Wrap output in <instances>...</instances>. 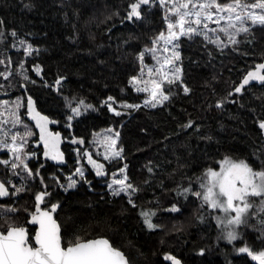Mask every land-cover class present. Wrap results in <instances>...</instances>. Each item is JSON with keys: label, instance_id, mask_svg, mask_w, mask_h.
I'll return each instance as SVG.
<instances>
[{"label": "trees", "instance_id": "obj_1", "mask_svg": "<svg viewBox=\"0 0 264 264\" xmlns=\"http://www.w3.org/2000/svg\"><path fill=\"white\" fill-rule=\"evenodd\" d=\"M128 3L129 0H0V20L4 22L0 25L4 33L0 59L11 57L10 80L15 85L8 94H16L19 89L21 78L16 73L19 62L26 59L28 75L37 81L28 85V93L36 99L41 112L59 121L54 128L67 137L74 134L76 139L82 138L87 148L94 134L107 128L119 131L118 146L124 149V159L116 161L114 165L118 167L110 170L128 164L131 182L140 189L135 197L139 207L132 208L126 197L112 198L93 172L89 176L91 189L83 186L68 194L56 192L48 180L52 195L47 200L60 205L56 219L69 235L108 239L131 264H170L163 259L168 253L183 264H253L237 249L247 243L256 252L264 251L259 231L241 228L243 239L232 244L218 239L220 230L214 216L219 213L208 215L207 208L201 209L194 196L177 198L172 189L179 183L187 185L191 178L198 190L195 177L209 166L219 170L215 161L226 155L260 166L257 157L264 151V133L255 121L264 118V87L251 86L245 95L235 97L237 103L225 101L223 109L215 108V103L256 64L264 62V30L254 29V35L247 38L250 42L242 43L238 52L226 49L221 55L213 50L211 59L199 38L184 41L180 48L183 75L192 92L184 95L173 88L176 94L162 106L122 109L126 114L116 117L100 107L101 101L114 96L118 101L142 104L145 95L128 83L131 76L139 73L135 53L150 45V38L165 28L163 9L159 7L145 11L144 19L135 24L122 21ZM116 12L118 16L113 15ZM12 31L39 49V54L25 58L23 50L13 48L18 40L10 35ZM33 64L41 65L49 84L58 76L66 77L59 93L43 86L40 77L31 71ZM3 70L4 65H0ZM8 83L0 77V84ZM74 96L96 105L98 111L77 117L69 129L65 127L68 110L64 97ZM189 120L195 122L194 127L182 129L180 125ZM209 136L211 140L206 139ZM66 152L69 165L65 168L49 164L41 154L29 164L33 168L45 164L41 173L46 177L58 175L64 183L63 177L76 168ZM146 179L150 183H145ZM39 188L38 183L34 185V192ZM34 192L16 199L17 206L31 209ZM13 200L0 201V206ZM173 204L178 205V213L165 211ZM140 208L156 212L153 223L160 225L158 229H147L139 215ZM20 214L19 222L23 223L27 213ZM199 216L204 217V222ZM251 223L255 225L257 220ZM202 249L203 256L199 255Z\"/></svg>", "mask_w": 264, "mask_h": 264}, {"label": "snow or ice", "instance_id": "obj_2", "mask_svg": "<svg viewBox=\"0 0 264 264\" xmlns=\"http://www.w3.org/2000/svg\"><path fill=\"white\" fill-rule=\"evenodd\" d=\"M154 7L163 9L165 28L150 38V45H145L142 50L135 53L139 73L131 76L128 81L137 93H146L147 98L143 105H140L118 101L116 97L108 96L101 101L100 107L106 108L116 117L126 114L121 111L122 109L139 110L142 106L151 108L162 106L176 94L173 88L177 91L182 90L184 95L192 92L184 79L182 54L179 50L184 41H195L199 38L211 59L214 58L213 50L221 55L226 49L238 52L242 43L250 42L247 38L254 35V29L264 30V0H129L122 21L135 24L144 19L145 11ZM113 15L118 16L119 12ZM3 23L0 20V25ZM10 35L18 40L25 58L32 56L33 53L39 54V49L34 48L26 40L19 39L16 31H12ZM241 36L245 39L241 40L239 38ZM3 39L4 33L0 31V43ZM12 47L16 48L17 44L14 43ZM146 58H150L153 63L148 64ZM25 63L26 59L19 62V71L16 75L21 78L19 87L27 92L28 85H35L37 81L28 75L29 70L25 68ZM0 65H4L0 77L9 81L7 85L0 84V94L8 95V89L15 86L10 80L13 76L11 57L6 60L0 59ZM31 71L40 77L44 87L53 88L58 93L63 80L66 79L58 76L49 84L44 79V70L40 64H33ZM253 82L264 87V63H258L254 70L248 71L225 97L215 103V108L223 109L225 101L237 103L235 97L245 95ZM64 102L68 110L65 113V127L69 129L77 117L88 111H98L96 105L86 102L81 97H64ZM22 108L26 109L27 116L35 121L39 129L40 143L36 144V147L43 145V157L54 161L56 165L66 163L64 153L59 148L60 134L48 129L49 124L59 121L41 115L36 110V101L31 95L27 96L26 102L19 97L14 101L0 99V154H2L0 166H3L0 199L7 197L11 201L12 197L31 192L37 183L40 185L39 190L33 193L34 203L31 209L14 205L0 207V264H130L126 254L108 239H84L79 234L69 235L67 231H62V225L54 218L60 207L59 203L46 200V197L52 195L48 180L64 191L74 188L81 181L87 184H91V181L87 180L82 165L76 167L70 175L63 177L66 183H62L58 175L46 177L42 174L41 169L45 168L43 163L36 168L30 166L29 161L37 158V153L29 148L34 133L23 119ZM255 123L264 133V118H257ZM194 124L193 120H189L180 127L188 130L192 129ZM195 130L199 131V126H196ZM119 139V131L107 128L103 133L94 134L93 143L103 148V159L111 163L124 159V149L118 146ZM206 139L211 140L212 137ZM70 143L83 145L85 141L82 138H73ZM75 151L77 164L86 158L97 177L107 175L105 165L93 159L92 153L84 151L81 155L80 149ZM99 154L97 152V155ZM257 159L260 160V166L254 167L246 159L226 155L215 161L219 165V170L209 166L201 175L195 177L198 190L193 187V180L189 178L187 185L179 183L172 191L177 198L183 197L185 200L189 196H194L200 201L201 209L207 208L208 215L222 213L214 216L220 230L218 239H224L232 244L243 239L240 229L248 227L259 231L260 238H264V151ZM127 168L128 165L124 164L119 169L120 176L113 173L107 186L112 196L124 195L132 208H138L133 197L140 189L131 182ZM148 172L152 173L153 169L149 167ZM144 182L150 183V180L146 179ZM21 211L27 213L23 223L19 222L17 215ZM165 211L179 212L180 209L173 204ZM139 215L149 231L160 227L153 223V217L156 215L153 209L140 208ZM198 219L204 222L203 216H199ZM253 220H257L255 225L251 223ZM28 225L32 227L29 228ZM237 252L246 254L259 264H264V251L256 252L247 243L239 247ZM199 255H204L203 249ZM163 259L171 261V264H182V261L172 254H166Z\"/></svg>", "mask_w": 264, "mask_h": 264}, {"label": "rangeland", "instance_id": "obj_3", "mask_svg": "<svg viewBox=\"0 0 264 264\" xmlns=\"http://www.w3.org/2000/svg\"><path fill=\"white\" fill-rule=\"evenodd\" d=\"M213 27L215 26V25H212ZM17 48H18V50H23L22 48H20L19 47V44H17ZM180 50V49H179ZM181 52V51H180ZM146 62L148 63V64H152L153 63V61H151V59L150 58H146ZM15 91H17V92H15L16 94H12V93H9V97L8 98H1V99H8V100H11V101H14V100H16L18 97L19 98H22L25 102H26V97H25V94L24 93H21L20 91H21V88L19 87V89H17V90H15ZM141 94H143V95H145V98H147V94L146 93H141ZM145 98L143 99V102H142V104L141 105H143V103H144V100H145ZM143 107V106H142ZM158 107H160V106H158ZM158 107H156V108H158ZM146 108H149V109H156V108H151V107H146ZM128 110H131V109H128ZM133 110V109H132ZM21 112H23L24 113V117H23V119H24V121H25V123H27L28 125H29V127L31 128V130L33 131V133H34V135L31 137V140H30V143H29V148H30V150H34L36 153H37V157H38V155L40 154V152L38 151V150H35L34 148H33V143L35 142V141H37V137H38V134H37V132H36V130H35V128H34V126L30 123V122H28V120L25 118V114H26V109H21ZM116 131V130H115ZM100 133H103V131L102 132H100ZM93 140H94V137L92 138V140H91V142H90V144H89V149L90 150H92L93 151V153H94V155L95 156H97V158L98 159H100V160H102L105 164H106V166H107V171H108V174L109 175H107L108 177L105 179V178H103V177H100L99 178V180L98 181H100V184L103 186V187H106V191L110 194V196L112 197V198H114V196H112L111 195V192H110V190L108 189V183H110L111 182V179H112V174L113 173H116L117 174V176H120L121 174L119 173V169H117V170H110V168H113V167H118V165H114V163L116 162V161H113V162H109V161H106V160H104L103 159V148L102 147H100L99 145H95L94 143H93ZM119 142V141H118ZM81 152V155H82V151H80ZM97 152H99L100 154L99 155H97ZM70 155H71V157H72V160H73V162L75 163V166L76 167H78V166H83L84 167V170H85V175H86V178H87V180H89V176H90V172H92L86 165H85V163H84V158L80 161V164H77L76 163V159H77V152L76 151H70ZM0 156H2V154H0ZM35 159H37V158H35ZM32 161V160H31ZM128 165V164H127ZM2 172H3V166H0V178H2ZM74 172V171H73ZM72 173V172H71ZM127 174H128V176L130 177V175H129V166H128V168H127ZM13 180H16V178H13ZM130 180H131V178H130ZM90 181V180H89ZM64 183H66V181L64 182ZM83 186H85V187H87V188H89V189H91L92 188V183L91 184H87V183H84L83 181H81L80 183H78L74 188H72V189H69L68 191H64L63 189H61V188H58V187H56L54 190L56 191V192H61V193H64V194H68V193H71V192H73V191H76L77 189H79V188H81V187H83ZM32 192H34V186L32 187ZM24 193H21L20 194V196H18V197H12V198H14V200H13V202H11V203H5V204H3V205H1L0 207H2V206H4V205H7V206H16V207H18L17 206V202L15 201L16 199H18V198H20V197H22V195H23ZM123 198V197H126V196H124V195H121V196H116L115 198ZM136 195L133 197V199L136 201ZM11 198V199H12ZM126 199H127V197H126ZM200 202V201H199ZM177 207H178V205H176ZM167 212H169V211H167ZM18 215V217L21 215L20 213H18L17 214ZM219 215H222V213H219ZM168 254H172V253H168ZM173 255V254H172ZM169 263L171 262V261H168Z\"/></svg>", "mask_w": 264, "mask_h": 264}, {"label": "water", "instance_id": "obj_4", "mask_svg": "<svg viewBox=\"0 0 264 264\" xmlns=\"http://www.w3.org/2000/svg\"><path fill=\"white\" fill-rule=\"evenodd\" d=\"M263 63H264V62H263ZM254 69H255V68H254ZM254 69H252V70H254ZM252 70H251V71H252ZM64 81H65V79L63 80V82H64ZM256 84H257V85H260V84L257 83V82H253V83H252V86H253V85H256ZM260 86H261V85H260ZM22 92L25 94V97H26V98H27L28 95H30V94L28 93V91L26 92L24 89H22ZM6 96H9V94H8V95H2V94H0V99H1V98H4V97H6ZM33 99L36 101V99H35L34 97H33ZM36 110H37L38 112H40L41 115H46V114H44L43 112L40 111V109H39V107H38V104H37V101H36ZM47 116H48V115H47ZM48 117H49V116H48ZM25 118L28 120V122H30V123L34 126V128H35V130H36V132H37V134H38V140H37V142H35V144H34L35 149H38V148L36 147V144L40 143V142H39V129L36 127L35 121L32 120L31 118H29V117L27 116V114H25ZM49 119H52V118L49 117ZM54 125H55V123H54V124H49V125H48V129H49V131H51V132H53V133H59V134H60V137H61V143H60V145H59V148H60V151L64 153L66 163L63 164V165H56L54 161L46 160V159L43 157V145L40 144V147H39V148H42V158H43L45 161L51 163L52 165H54V166H56V167L65 168V167L68 166V161H67V156H66V154H65V152H64V150H63V146H64L66 143H70V140H69V139H65V138H64V135H63L61 132H55V131L53 130ZM86 151L92 153V156H93V152H92L90 149H87ZM85 160H86V164H87V159H85ZM8 199H9V198L5 197V198H3V199H0V201H6V200H8ZM42 207H43V205H42ZM59 209H60V207L57 209V212L54 214V218H56V215H57ZM170 213H178V212H170ZM57 222H58V221H57ZM58 223H59V222H58ZM30 226H31V225H30ZM98 239H100V238H98ZM105 239H106V238H105ZM110 243H111V242H110ZM177 258H178V257H177ZM178 259H180V258H178ZM180 260H181V259H180ZM181 261H182V260H181ZM170 264H171V262H170ZM182 264H183V261H182ZM253 264H259V262H258V261H253Z\"/></svg>", "mask_w": 264, "mask_h": 264}, {"label": "flooded vegetation", "instance_id": "obj_5", "mask_svg": "<svg viewBox=\"0 0 264 264\" xmlns=\"http://www.w3.org/2000/svg\"><path fill=\"white\" fill-rule=\"evenodd\" d=\"M55 126V125H54ZM53 130L55 131V132H61V131H59V130H56L54 127H53ZM62 133V132H61ZM63 135H64V138L65 139H69V140H71V139H73V138H76V137H74V134H70V136L69 137H67L66 135H65V133H62ZM37 140H38V137H37ZM35 142H37V141H35ZM35 142L33 143V148L35 149V146H34V144H35ZM76 149H80V151H82V152H84V151H86L87 149H89V148H87V146H86V144L84 143L83 145H80V144H72V143H66L64 146H63V150H64V152H65V154H66V156H67V161H68V165H69V159H68V154H67V152L66 151H68L69 152V154H70V151H75ZM35 150H38L39 152H40V154H41V156H42V148H38V149H35ZM92 151V150H91ZM93 152V151H92ZM71 156V155H70ZM72 158V157H71ZM84 159H86V158H84ZM93 159H95V160H97L98 162H100V163H102V164H104L105 165V171L106 172H108L107 171V166H106V164L102 161V160H100V159H98L97 158V156H95L94 155V153H93ZM47 162V161H46ZM49 163V162H48ZM49 164H51V163H49ZM85 164H86V160H85ZM52 165V164H51ZM54 166V165H53ZM86 166L93 172V174L95 175V172H94V170L92 169V166L91 165H89L88 163L86 164ZM56 167V166H55ZM58 168H60V167H58ZM61 169V168H60ZM107 175H108V173H107ZM107 175L106 176H104L103 178H106L107 177ZM96 176V175H95ZM97 177V176H96ZM98 179L100 178V177H97ZM49 197H46V200L48 199ZM59 212V211H58ZM58 214V213H57ZM28 227L29 228H31L32 226H30V225H28ZM128 258V257H127ZM131 264V263H130Z\"/></svg>", "mask_w": 264, "mask_h": 264}]
</instances>
